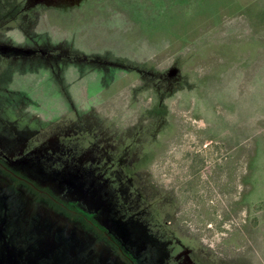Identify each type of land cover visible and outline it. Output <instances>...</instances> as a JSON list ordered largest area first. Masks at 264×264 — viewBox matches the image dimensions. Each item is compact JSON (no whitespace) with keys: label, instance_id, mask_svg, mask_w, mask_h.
Wrapping results in <instances>:
<instances>
[{"label":"rangeland","instance_id":"obj_1","mask_svg":"<svg viewBox=\"0 0 264 264\" xmlns=\"http://www.w3.org/2000/svg\"><path fill=\"white\" fill-rule=\"evenodd\" d=\"M242 2L0 0V264H264V18Z\"/></svg>","mask_w":264,"mask_h":264},{"label":"flooded vegetation","instance_id":"obj_2","mask_svg":"<svg viewBox=\"0 0 264 264\" xmlns=\"http://www.w3.org/2000/svg\"><path fill=\"white\" fill-rule=\"evenodd\" d=\"M242 1H247L248 3H249V8H248V13H246L244 10H242V9H240L239 11H238V13L237 12H235V13H237V14H241L242 15V13H245V14H247L248 15V17H250V14H253V13H255V12H257L256 13V15H255V18L254 19H260V18H264V14H263V11L261 12V10H263V8H264V0H241V2ZM247 2H244V3H247ZM243 3V2H242ZM230 3H226L223 7H222V10H223V13H224V15H225V12L227 11V10H229L230 9ZM258 6H259V8H258ZM90 8V7H89ZM261 12V13H260ZM227 15H234V14H230V13H226ZM181 16V14H179V16H177V17H175L176 18V20H179L178 19V17H180ZM247 17V16H246ZM175 18H173V20H174V22H175ZM250 18H252V17H250ZM220 19V18H219ZM218 19V20H219ZM253 19V20H254ZM15 20L16 19H14V23H15ZM160 19H157V21H159ZM171 20V19H170ZM255 22L257 23V21L255 20ZM176 23V22H175ZM174 23V24H175ZM250 29V28H249ZM51 197V199H49V200H51L52 202H53V204H51V203H49V201L47 200L46 202L51 206V207H56L57 206V212L58 213H61V215H63V216H65V217H67L68 219H72L73 221H75V222H79L80 224H83V225H87V227H88V229L89 230H91L92 229V231L94 232V229H97V230H100L101 232H105L106 234H109V232L106 230H102V229H100L99 227H98V225L95 223V222H93L92 220H90V219H88L87 217H85L86 215H84V214H82L81 212H79L78 210V208H76L73 204H67V203H65L64 201H62V200H60V199H56L55 197H52V196H50ZM61 208H63L64 209V211H62L61 210ZM104 233V234H105ZM108 239V238H107ZM111 242H113L114 243V245H116L115 243L116 242H114V241H111ZM121 252H122V250H121ZM122 255H123V253H122ZM124 256V255H123ZM127 257H129L130 258V256H128L127 255ZM132 260V259H131ZM133 261V260H132Z\"/></svg>","mask_w":264,"mask_h":264},{"label":"trees","instance_id":"obj_3","mask_svg":"<svg viewBox=\"0 0 264 264\" xmlns=\"http://www.w3.org/2000/svg\"><path fill=\"white\" fill-rule=\"evenodd\" d=\"M49 203L53 204V202L51 200H49Z\"/></svg>","mask_w":264,"mask_h":264}]
</instances>
